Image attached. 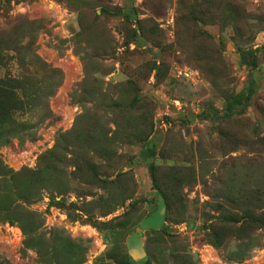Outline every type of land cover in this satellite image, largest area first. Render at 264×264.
<instances>
[{"label": "rangeland", "instance_id": "374dc122", "mask_svg": "<svg viewBox=\"0 0 264 264\" xmlns=\"http://www.w3.org/2000/svg\"><path fill=\"white\" fill-rule=\"evenodd\" d=\"M0 264H264V2L0 0Z\"/></svg>", "mask_w": 264, "mask_h": 264}, {"label": "crops", "instance_id": "0c3cea01", "mask_svg": "<svg viewBox=\"0 0 264 264\" xmlns=\"http://www.w3.org/2000/svg\"><path fill=\"white\" fill-rule=\"evenodd\" d=\"M159 211H157V212H155L154 214H157ZM151 215H153V213L152 214H150V215H148V216H146L145 218H143L142 220H141V228L143 229V230H158V229H160L161 227H163V224H164V220H163V218L160 220V222H158L157 224H156V226H153V227H150V226H148V222H147V220H148V218L151 216ZM130 256H131V258H132V260H136V258L138 259L140 256H137V257H134L133 255H131L130 254Z\"/></svg>", "mask_w": 264, "mask_h": 264}, {"label": "built area", "instance_id": "2783aa9c", "mask_svg": "<svg viewBox=\"0 0 264 264\" xmlns=\"http://www.w3.org/2000/svg\"><path fill=\"white\" fill-rule=\"evenodd\" d=\"M245 1H246V0H245ZM247 1L252 2V3H256V2H258V1H260V0H247ZM261 1L264 2V0H261Z\"/></svg>", "mask_w": 264, "mask_h": 264}, {"label": "trees", "instance_id": "16d2710c", "mask_svg": "<svg viewBox=\"0 0 264 264\" xmlns=\"http://www.w3.org/2000/svg\"><path fill=\"white\" fill-rule=\"evenodd\" d=\"M237 16H238V17L240 16V18H241V16H242V11L240 12V10H237Z\"/></svg>", "mask_w": 264, "mask_h": 264}, {"label": "bare ground", "instance_id": "6f19581e", "mask_svg": "<svg viewBox=\"0 0 264 264\" xmlns=\"http://www.w3.org/2000/svg\"><path fill=\"white\" fill-rule=\"evenodd\" d=\"M131 237V236H130ZM129 244V243H128ZM130 251V250H129Z\"/></svg>", "mask_w": 264, "mask_h": 264}]
</instances>
